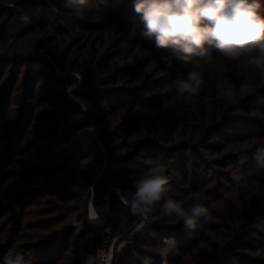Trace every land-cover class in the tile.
Segmentation results:
<instances>
[{
    "label": "trees",
    "instance_id": "obj_1",
    "mask_svg": "<svg viewBox=\"0 0 264 264\" xmlns=\"http://www.w3.org/2000/svg\"><path fill=\"white\" fill-rule=\"evenodd\" d=\"M3 3L13 4L18 13V18L29 19L28 23L34 21L35 24L42 23L48 27L54 26L53 24H65L64 28L70 31L82 29L92 35L99 34L101 38L107 34H115L111 49L107 53L98 55V52H95L90 54L83 63H72L67 67L68 60L65 56L54 55L52 57L56 69L58 68L63 72H65L64 69L71 73L75 72L82 79L80 81L71 78V83L79 88L74 92V98L67 100L70 106L68 112L74 118H78L87 111V118L83 123H73L70 127L63 129L62 135L67 138L66 141H72L84 131L94 129L98 134V141L107 154L110 165L113 166L112 172L105 171L98 176L92 192L93 208L99 219L106 220L98 225L85 221L88 217L86 204L84 216L77 219L76 223L70 226V229L62 233H54L52 238L48 240L38 241L35 244L30 243L21 248L26 254L34 257L37 264H84L86 256L91 254L96 257V252L104 239L113 240L117 237H126V234L119 229V222L122 217L129 216V210L121 202L118 194L112 190L113 186H119L121 191L127 194L130 191V184L126 181L123 183L121 180L129 179L131 175L142 172L149 166L144 167V165L153 159H159L166 167H169L171 176L175 174L185 175L186 182L192 179V177L189 178L191 165L187 161V153H193V151L195 153L198 150L196 148L198 143H185L183 146L171 149L169 154H165L161 149V138H141L145 119L133 115L131 118L122 119L115 127L119 137L124 142V148L128 150L126 153L116 156L113 155L106 138L99 131L102 126H110L124 110H132L133 112L138 107L148 110L154 107L153 111L158 109L152 103L154 97L145 99L142 94L151 95L167 89V86L162 85L164 78L158 76L159 73L165 71V68L160 67V65L152 66H154L156 59L159 62L166 60L171 56V53L167 49L156 48L154 39L143 35L144 27L133 11V0H91L92 10L86 12L84 16L75 14L73 5L69 3V0H0V4ZM261 3L264 5V0H261ZM38 12L40 19L37 18ZM13 13L14 9L12 8L0 7V17L7 16L8 18ZM24 25L26 26L27 23ZM58 28L62 27L59 26ZM32 29H22L17 35L18 37L26 36L32 33ZM133 30L134 36L130 35ZM12 37L17 36L13 34ZM48 42L49 44L45 45L44 49L53 46L51 40ZM86 46L83 50L86 49ZM209 50L213 52L214 57H217L214 49ZM0 52L4 53L1 50ZM136 52L149 54V56L138 58L135 55ZM117 59L121 60V66L117 65ZM14 61L8 62L7 67L0 69V81L8 77L5 96L0 105V130L3 131V124L11 117L10 113L14 107V103L11 101V92L20 83L24 101L22 115L19 116L16 124L14 141L21 147L26 143L30 131L35 126L45 125L38 112L44 105L48 104V100L39 97V81L35 82L33 79L34 72L31 68H25V71L22 72L23 65ZM199 61H201L200 57L193 56L190 63ZM149 68L151 71H148ZM56 69L52 66L51 71L58 74ZM172 78L175 80L176 75L170 77L171 80ZM93 82H95V86H91ZM48 84L51 86L53 83ZM117 93L118 97L116 96ZM137 96L138 102L134 101ZM157 96L161 98V95ZM222 104H224L225 113L219 120L215 119L210 124L208 123L209 126L205 129L206 134L199 142L200 147L205 148L207 152L213 155H219L231 144H250L253 138L264 136V87L257 90L256 94L252 96L249 95L244 98L237 96L236 104L230 105L224 99ZM203 117L204 124H207L206 115L203 114ZM180 126V122L167 125L166 130L169 134L170 144L176 140ZM137 136L139 139H136ZM87 140L91 142L90 152H95L98 159H103L101 147L96 144L93 134L89 132L80 141L70 145L67 150H61V146L56 145L54 148L57 150L56 159L61 160L68 157V150H73L77 144L87 146ZM20 147L11 152L14 156L12 161L15 160ZM75 152L76 156L80 154L76 150ZM80 160H84V158L82 157ZM239 160L240 157L228 156L225 160L218 161L217 164L224 167L237 164ZM199 162V165L194 160L192 162L195 168V180L200 185L208 187L211 181L206 172H203L207 164L204 165L202 161ZM53 174L54 179L47 181L46 189L57 178L60 179L67 174H71L72 177L78 176V172L69 171L64 166L56 169ZM52 192L53 190H49L47 193L51 194ZM29 204H34L33 200H30ZM259 204L251 217L242 221L237 230L228 232L227 240H225L219 254L212 252L210 255H205V252L199 249L198 242L190 243V238L187 236L189 229L183 226L182 221L177 222L175 218H159V214L156 213L158 216L156 222L148 225L133 240L128 239L129 244L124 252L116 254L112 264H144L145 257L150 258V264H162V259L157 254V247L164 237H175L177 244L176 250L169 254L167 264H193L197 260L195 253L197 250L202 253L204 264H264V257L263 261H257L253 257L259 253L264 256V192L260 197ZM19 206L21 207L20 213L17 214L12 211L11 215L12 223H14L11 229V239L14 244L25 239L21 230L27 217L25 210L28 206L23 201ZM132 219L129 216V223L132 222ZM167 221H176V225L166 226ZM56 224L50 221L42 228L49 230ZM252 224L257 225L259 229L251 228ZM254 233H257L261 239L253 240ZM74 243L79 245L77 252L74 251ZM72 253L78 255L75 263H71L67 259Z\"/></svg>",
    "mask_w": 264,
    "mask_h": 264
},
{
    "label": "rangeland",
    "instance_id": "obj_2",
    "mask_svg": "<svg viewBox=\"0 0 264 264\" xmlns=\"http://www.w3.org/2000/svg\"><path fill=\"white\" fill-rule=\"evenodd\" d=\"M0 7L14 9L10 17H0V50L4 51V53L0 52V69L7 67L8 62L14 60L17 64L23 65L22 72L25 68H31L34 72L33 79L35 82L39 81V97L48 100V104L38 112L45 125L35 126L30 131L26 143L21 147L18 146L14 138L24 101L22 85L19 83L20 86L18 85L11 92V101L14 103L10 113L11 117L3 124V131L0 130V264H2L3 256L10 248L21 250L27 244L48 240L54 233H62L70 229L73 225V217L76 221L84 216L86 204L88 217L85 221L95 225L102 223L99 217L96 221L89 220V216L93 212L96 213L91 202L92 192L98 176L105 171L112 172L113 166L110 165L94 129L84 131L72 141H66L67 138L62 135L63 129L70 127L73 123H83L87 118V111L78 118H74L68 112L70 106L67 100H72L74 92L79 88L71 83V78L80 81L82 79L75 72L71 73L65 69L63 72L56 69L52 57L54 55L65 56L68 60L67 67L72 63H83L90 54L107 53L111 49L115 34H107L101 38L99 34L92 35L82 29L70 31L64 28L65 24H53L54 26L48 27L42 23L35 24L34 21L28 23L29 19L18 18L13 4L3 3ZM38 14L37 18L40 19V13ZM24 23L27 25L25 26ZM59 26L62 28H58ZM22 29H32V33L18 37L17 33ZM13 34L17 37H12ZM49 40L52 41L53 46L44 49L45 45L49 44ZM84 46H86L85 50H83ZM135 55L138 58L149 56V54H138L137 52ZM156 60L152 67L160 65L165 68V71L159 73L158 76L164 78L162 85L167 86V89L156 94H142V97L145 99L154 97L152 103L158 109L153 111L154 107L150 110L138 107L133 112L124 110L110 126H102L99 131L102 132L113 155L116 156L128 150L124 148V142L115 127L122 119L131 118L133 115L145 119L141 138H161L163 143L156 141L160 142L165 154H169L171 149L183 146L185 143H198L196 146L198 150L195 153L194 151L187 153V161L191 165L189 178L192 177V179L186 182L185 175L171 176L169 167L167 171L175 186L172 194L174 198L184 200L186 204L204 202L210 211L207 221L201 218L195 229H189L187 236L190 238V243L198 242L199 249L203 250L205 255H210L212 252L219 254L227 240L228 232L237 230L242 221L250 218L255 208L259 207V200L264 192V172L251 176L246 183L238 187L231 177L237 164L222 167L217 163L228 156L232 158L250 157L255 147L264 143V136L253 138L250 144H231L219 155L207 152L205 148L200 147L199 142L206 134L205 129L209 126L208 123L210 124L215 119L219 120L225 113L224 104H222L223 97L216 88L218 80L235 85L237 90L241 84L250 86L253 89L251 93L238 95L243 98L252 96L257 90L262 89L264 80L259 78L255 70L244 68L237 62H230L218 56L215 63H207L203 60L197 63H183L172 55L160 62ZM116 61L118 66L122 65L121 60ZM52 66L58 74L51 71ZM151 68L148 71H151ZM192 70L202 73L205 84L197 96L192 97L190 101H185L184 97L177 93L174 85L178 78H184L187 72ZM174 75H176L175 80L174 78L171 80L170 77ZM7 78L0 81V105L5 96ZM51 82L53 84L49 86L48 83ZM95 85V82L91 83V86ZM157 95H161V98ZM134 101L138 102V96L134 98ZM81 107L84 108L83 105ZM203 114L206 115L207 124H204ZM174 122H180V132L176 140L170 144L166 127ZM88 132L93 134L96 144L101 147L103 159H98L95 152H90L91 142L88 140L86 141L87 146L79 144L75 146L74 149L80 153L78 156L73 149L68 150V157L61 160L56 159L57 150L54 149L56 145L61 146V150H67L70 145L80 141ZM136 139H139V136ZM18 147H20L18 149L20 153L18 152L15 160L12 161L14 156L11 152ZM82 157L84 160H80ZM193 160L198 165L199 161H202L204 165L207 164L203 172H206L211 181L208 187L196 182ZM148 165L150 163L145 164L144 167ZM62 166L67 167L69 171L78 172V176L72 177L71 174H67L60 179L57 178L46 189L47 181L54 179L53 173ZM121 181L129 183L127 178ZM49 190L53 192L47 193ZM30 200H33L34 204H29ZM21 201L28 206L25 210L27 217L21 230L25 239L14 244L11 239V229L14 225L11 215L12 211L20 213ZM50 221L57 223L56 226L44 230L42 227ZM175 222L167 221L165 225L174 226ZM251 228L259 229L255 224H252ZM252 237L253 240L261 239L257 233H254ZM128 244V238L119 237V240L108 248L107 256L112 255V263L116 254L123 253ZM74 245V251L77 252L79 245L78 243ZM195 253L197 260L193 264H204L202 253L199 250ZM69 255L68 261L75 263L78 255L76 253ZM253 257L257 261H263L264 256L259 253Z\"/></svg>",
    "mask_w": 264,
    "mask_h": 264
},
{
    "label": "clouds",
    "instance_id": "obj_3",
    "mask_svg": "<svg viewBox=\"0 0 264 264\" xmlns=\"http://www.w3.org/2000/svg\"><path fill=\"white\" fill-rule=\"evenodd\" d=\"M77 16H84L92 10L91 0H69ZM133 11L144 27L143 35L154 39L156 48L167 49L176 60L189 63L193 56L207 63H215L217 56L230 62H237L250 68L264 80V5L261 0H133ZM134 30L130 35L134 36ZM205 81L200 71H188L184 78L175 81V89L185 101H190L202 90ZM216 88L228 104H236L237 96L248 94L253 89L241 84L235 85L222 80ZM264 172V143L252 151L251 156H241L231 173L236 186ZM130 191L125 194L119 186H113L121 202L129 210V216L122 217L119 229L129 240L143 232L148 225L159 218H175L187 229H195L197 222L210 216L204 202L185 203L172 195L175 186L167 167L159 159L140 173L129 177ZM98 219L97 213L89 216L90 221ZM73 223H76L73 217ZM175 237H164L157 247L162 264H167L169 254L176 250ZM2 264H37L34 257L17 248H10L3 256ZM84 264H96V257L88 255ZM144 264H150L145 257Z\"/></svg>",
    "mask_w": 264,
    "mask_h": 264
},
{
    "label": "built area",
    "instance_id": "obj_4",
    "mask_svg": "<svg viewBox=\"0 0 264 264\" xmlns=\"http://www.w3.org/2000/svg\"><path fill=\"white\" fill-rule=\"evenodd\" d=\"M119 240V237L111 240L109 238L104 239L101 246L98 248L96 252V261L97 264H110L112 263V255L108 254L107 250L110 246H112L116 241Z\"/></svg>",
    "mask_w": 264,
    "mask_h": 264
},
{
    "label": "water",
    "instance_id": "obj_5",
    "mask_svg": "<svg viewBox=\"0 0 264 264\" xmlns=\"http://www.w3.org/2000/svg\"><path fill=\"white\" fill-rule=\"evenodd\" d=\"M106 220V219H105ZM105 220H102L101 222H104ZM124 238H127V236L126 237H124ZM111 264V263H110Z\"/></svg>",
    "mask_w": 264,
    "mask_h": 264
}]
</instances>
